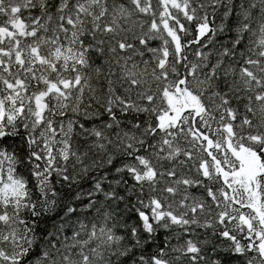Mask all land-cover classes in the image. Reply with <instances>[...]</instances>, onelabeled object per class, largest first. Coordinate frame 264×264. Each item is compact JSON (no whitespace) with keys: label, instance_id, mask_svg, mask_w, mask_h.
I'll return each mask as SVG.
<instances>
[{"label":"snow or ice","instance_id":"snow-or-ice-1","mask_svg":"<svg viewBox=\"0 0 264 264\" xmlns=\"http://www.w3.org/2000/svg\"><path fill=\"white\" fill-rule=\"evenodd\" d=\"M0 264H264V0H0Z\"/></svg>","mask_w":264,"mask_h":264}]
</instances>
